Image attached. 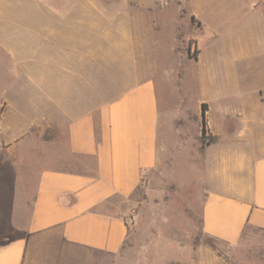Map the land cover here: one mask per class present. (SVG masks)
Returning a JSON list of instances; mask_svg holds the SVG:
<instances>
[{
    "label": "crops",
    "instance_id": "1",
    "mask_svg": "<svg viewBox=\"0 0 264 264\" xmlns=\"http://www.w3.org/2000/svg\"><path fill=\"white\" fill-rule=\"evenodd\" d=\"M18 7L0 25V264L124 263L134 196L187 148L201 160L204 233L236 245L264 231V20L201 72L194 111L175 116L143 76L136 20L100 0Z\"/></svg>",
    "mask_w": 264,
    "mask_h": 264
},
{
    "label": "rangeland",
    "instance_id": "2",
    "mask_svg": "<svg viewBox=\"0 0 264 264\" xmlns=\"http://www.w3.org/2000/svg\"><path fill=\"white\" fill-rule=\"evenodd\" d=\"M22 2L0 0V25L6 27L10 12L21 15L18 6ZM100 2L111 18L137 21L143 76L155 78L164 112L172 111L175 116L194 111L201 97V72L217 55L224 60L240 42L245 45L249 26L264 20V0ZM154 6L163 8L155 11ZM194 36L204 51L201 63L190 58ZM6 81L0 72V100L7 96ZM200 162L199 155L187 148L167 156L166 162L144 178L134 196L137 221L121 253L122 264H264V231L248 227L236 245L204 233Z\"/></svg>",
    "mask_w": 264,
    "mask_h": 264
},
{
    "label": "trees",
    "instance_id": "3",
    "mask_svg": "<svg viewBox=\"0 0 264 264\" xmlns=\"http://www.w3.org/2000/svg\"><path fill=\"white\" fill-rule=\"evenodd\" d=\"M189 50H191V42L189 44ZM199 54V51L197 49L193 50V53L191 54L190 58L192 59H197V56ZM205 113H206V105L202 106V129H201V143L203 146L210 144L213 139L211 136L208 135L207 130H206V117H205Z\"/></svg>",
    "mask_w": 264,
    "mask_h": 264
}]
</instances>
